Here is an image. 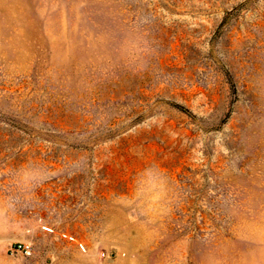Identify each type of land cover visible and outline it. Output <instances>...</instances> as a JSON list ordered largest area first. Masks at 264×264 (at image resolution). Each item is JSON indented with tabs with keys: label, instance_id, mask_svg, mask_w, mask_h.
Instances as JSON below:
<instances>
[{
	"label": "rangeland",
	"instance_id": "rangeland-1",
	"mask_svg": "<svg viewBox=\"0 0 264 264\" xmlns=\"http://www.w3.org/2000/svg\"><path fill=\"white\" fill-rule=\"evenodd\" d=\"M0 264H264V0H0Z\"/></svg>",
	"mask_w": 264,
	"mask_h": 264
},
{
	"label": "built area",
	"instance_id": "built-area-1",
	"mask_svg": "<svg viewBox=\"0 0 264 264\" xmlns=\"http://www.w3.org/2000/svg\"><path fill=\"white\" fill-rule=\"evenodd\" d=\"M14 252L30 255L32 253V246L30 244H17L14 247Z\"/></svg>",
	"mask_w": 264,
	"mask_h": 264
}]
</instances>
